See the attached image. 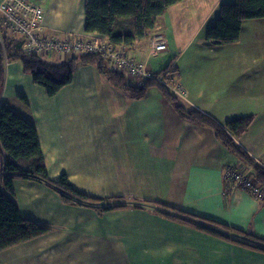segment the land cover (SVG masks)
Wrapping results in <instances>:
<instances>
[{"label":"crops","instance_id":"obj_1","mask_svg":"<svg viewBox=\"0 0 264 264\" xmlns=\"http://www.w3.org/2000/svg\"><path fill=\"white\" fill-rule=\"evenodd\" d=\"M31 1L44 8L49 32L108 40L84 31V0ZM222 1L174 3L156 21L160 28L118 46L151 72L169 67L185 97L170 94L223 129L251 117L232 139L264 169V18L244 21L235 42L210 46L205 31ZM155 32L167 46L154 62L157 70L148 58ZM71 56L40 59L57 64ZM6 65L0 105L35 127L49 180L64 175L79 193L115 198L123 207L99 215L62 202L44 183L15 178L12 199L20 216L47 232L0 251V264H264V196L252 197L226 179L229 169L248 166L210 128L178 116L155 86L142 98L127 96L95 64H78L70 84L52 97L22 62ZM174 211L180 218L167 216Z\"/></svg>","mask_w":264,"mask_h":264},{"label":"trees","instance_id":"obj_2","mask_svg":"<svg viewBox=\"0 0 264 264\" xmlns=\"http://www.w3.org/2000/svg\"><path fill=\"white\" fill-rule=\"evenodd\" d=\"M180 1L183 0H84V31L105 36L115 46H128L148 36L166 9ZM217 8L213 21L205 31V41L210 46L235 42L240 36L244 21L264 18V0H225ZM21 46V41L3 36L0 42V88L4 82V64L12 60L22 62L24 72L32 77L33 83L44 88L48 97L56 95L63 86L70 84L74 68L81 63L95 64L99 73L132 98H142L148 88L155 86L174 105L178 116L189 123L210 128L215 139L251 169L252 176L264 191V169L251 161L232 139V136L237 138L248 129L251 117L228 121L226 129H223L209 116L179 102L166 86L155 79L146 80L143 86L136 87L124 75L110 70L101 54L73 55L66 62L50 64L43 62L37 54L24 53ZM168 68L166 66L162 71L154 73L155 76L165 74ZM169 75L173 78L172 72ZM0 155L4 158V162L0 163V251L47 232L46 227L20 216L12 199V182L15 178L44 183L60 195L62 202L90 206L99 215L113 208L123 207L113 203L115 198H94L79 193L72 188L64 175L56 181L49 180L35 127L3 105H0ZM135 205L132 203V206ZM174 213L167 216L180 218V211ZM215 233L219 237L225 236ZM244 235L247 240L257 242L253 236L247 233Z\"/></svg>","mask_w":264,"mask_h":264},{"label":"built area","instance_id":"obj_3","mask_svg":"<svg viewBox=\"0 0 264 264\" xmlns=\"http://www.w3.org/2000/svg\"><path fill=\"white\" fill-rule=\"evenodd\" d=\"M44 8L34 4L31 0H2L0 2V42L9 37L21 41V50L29 55L62 53L64 55L101 54L108 67L114 72L127 76L130 82L143 86L146 80L155 79L166 85L175 96L184 99L180 86L173 82L170 72L155 76L146 62H138L134 57L127 55L118 45H113L108 40L77 38L73 35L63 36L59 32H49L43 26ZM151 54L166 50L165 35L159 32L152 34ZM7 62H5V65ZM7 66V65H6ZM135 80V82H134ZM173 83L174 87L165 82ZM226 179L234 185L243 188L252 197L264 196L262 187L252 176L251 169L230 170L225 172Z\"/></svg>","mask_w":264,"mask_h":264},{"label":"rangeland","instance_id":"obj_4","mask_svg":"<svg viewBox=\"0 0 264 264\" xmlns=\"http://www.w3.org/2000/svg\"><path fill=\"white\" fill-rule=\"evenodd\" d=\"M37 4V3H36ZM40 5V4H39ZM41 6V5H40ZM160 19H162V18H160ZM159 25H161V22L159 21L158 22V24L156 25V29H158V28H160V27H158ZM162 52H160V54H159V52L158 53H152V54H150L149 55V65L152 67L153 66V68L152 69H154V70H157L158 68H160V67H158L159 65H156L154 62L157 60V57H162L163 55H164V53H162ZM154 64V65H153ZM163 66V65H162ZM105 67H107V66H105ZM149 67V66H148ZM106 70H107V68H106ZM166 74H167V72H166ZM125 78H127V80H129V79H131L130 77L128 78L127 76H125ZM134 82H135V80H134ZM157 82H159V81H157ZM165 82H167L169 85H170V87H174V85H173V83H171V82H168V81H166L165 80ZM133 83V82H132ZM159 83H161V82H159ZM136 87H138V88H140V86H137V84L136 83H133ZM163 86H166V85H164L163 83H161ZM176 84V86H177V83H175ZM166 88L168 89V87L166 86ZM120 90V89H119ZM169 90V89H168ZM178 97H180V96H178ZM181 99V98H180ZM182 101H183V99H182Z\"/></svg>","mask_w":264,"mask_h":264}]
</instances>
